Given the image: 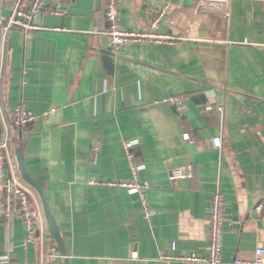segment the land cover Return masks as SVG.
Listing matches in <instances>:
<instances>
[{
	"label": "crops",
	"instance_id": "obj_1",
	"mask_svg": "<svg viewBox=\"0 0 264 264\" xmlns=\"http://www.w3.org/2000/svg\"><path fill=\"white\" fill-rule=\"evenodd\" d=\"M97 1L64 0L65 12L38 14L35 29L13 27L1 37L0 138L24 102L36 119L10 130L12 145L16 153L20 132L29 130L26 168L66 254L48 228L27 242L14 215L0 224V261L190 264L160 252L176 241L177 254H207L208 205L220 192L222 264H248L241 261L264 245V0H119L126 29L149 30L165 7L155 31L164 39L126 43L112 73ZM179 95L187 100L182 110L167 100ZM127 139L138 141L132 150L145 165L148 216L139 192L113 183L133 177ZM188 163L192 177L171 178Z\"/></svg>",
	"mask_w": 264,
	"mask_h": 264
},
{
	"label": "built area",
	"instance_id": "obj_2",
	"mask_svg": "<svg viewBox=\"0 0 264 264\" xmlns=\"http://www.w3.org/2000/svg\"><path fill=\"white\" fill-rule=\"evenodd\" d=\"M64 0H5L4 20L2 23V35H6L13 27H20L25 31L38 27L34 23V17L42 13L60 14L65 12ZM165 7L162 8L151 22L149 30L126 29L120 21V4L119 0H107L105 17L107 23L106 33L109 38L110 49L117 53L126 43L132 41H144L147 39L158 40L164 39L163 35L155 32L158 29L159 20L165 13ZM182 110L186 105V98L183 95L171 96L167 98ZM213 110H222L223 106L212 103L209 106ZM56 108L44 112L45 115H53ZM36 119V115L28 109L24 102H19L12 111L11 120L5 128L4 135L0 138V224L14 215L22 218L27 242H36L43 231L48 226L40 204L38 196L21 178L16 166L11 143L10 130H16L25 126ZM189 138V132L184 134ZM135 139L124 141L126 157L133 173L131 179H121L114 181V184L126 187L129 190L137 191L142 197L146 216L151 213L152 209L147 202V191L150 184L146 180L140 179L139 172L144 169L145 165L135 159L133 146L137 144ZM216 146H221L222 137L214 138ZM195 168L192 163L178 167L172 170L171 178H186L194 175ZM225 200L220 192H215L208 205L210 230L208 233L209 248L207 254H177V243L172 241L167 251L162 250L160 257L163 259H179L190 264H222V238L225 223ZM263 209V203H257L255 210L258 214ZM52 253H57V248H51ZM241 261V260H239ZM242 263L264 264V245L257 246L254 256L251 259L242 260ZM0 264H10L9 261H0Z\"/></svg>",
	"mask_w": 264,
	"mask_h": 264
},
{
	"label": "water",
	"instance_id": "obj_3",
	"mask_svg": "<svg viewBox=\"0 0 264 264\" xmlns=\"http://www.w3.org/2000/svg\"><path fill=\"white\" fill-rule=\"evenodd\" d=\"M106 2L107 0L97 1V10H98L97 30L102 33L100 37V42H101L100 47H101V53L103 56V60L109 72L112 73L114 70V62H113L114 53L110 49L109 38H108V35L106 34V30H107V23H106V17H105ZM4 7H5V0H0V44H1V37H2V23L4 20ZM28 133H29V130L26 132H20V143H19V146L16 148V158H17L20 175L23 181H25L27 184L33 187L39 194L48 229L57 243L58 250L62 254H66L64 239L60 234L56 219L49 207V204L44 195V191L42 187L31 177V175L29 174L26 168V162H25L24 151H23V147H24L23 143H24V140L28 138ZM66 264H69L68 260H66Z\"/></svg>",
	"mask_w": 264,
	"mask_h": 264
},
{
	"label": "trees",
	"instance_id": "obj_4",
	"mask_svg": "<svg viewBox=\"0 0 264 264\" xmlns=\"http://www.w3.org/2000/svg\"><path fill=\"white\" fill-rule=\"evenodd\" d=\"M11 143H12V138H11ZM12 147H13V145H12ZM13 155H14V158H15V162H16V166H17V169H18V171H19V167H18V163H17V158H16V153H15V148L13 147ZM19 174H20V171H19ZM21 176V175H20ZM25 182V181H24ZM26 183V182H25ZM27 184V183H26ZM27 185H29V184H27ZM30 186V185H29ZM31 187V186H30ZM32 188V190L35 192V194L37 195V191L33 188V187H31ZM38 196V195H37ZM39 198V197H38ZM39 201H40V199H39ZM40 204H41V202H40ZM42 206V205H41ZM12 218V217H11ZM10 219V218H9ZM5 221H8V219L7 220H5Z\"/></svg>",
	"mask_w": 264,
	"mask_h": 264
},
{
	"label": "bare ground",
	"instance_id": "obj_5",
	"mask_svg": "<svg viewBox=\"0 0 264 264\" xmlns=\"http://www.w3.org/2000/svg\"><path fill=\"white\" fill-rule=\"evenodd\" d=\"M107 34V33H106Z\"/></svg>",
	"mask_w": 264,
	"mask_h": 264
}]
</instances>
